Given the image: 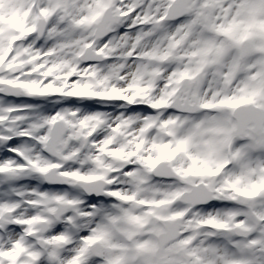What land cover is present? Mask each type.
<instances>
[{
    "label": "snow or ice",
    "instance_id": "1",
    "mask_svg": "<svg viewBox=\"0 0 264 264\" xmlns=\"http://www.w3.org/2000/svg\"><path fill=\"white\" fill-rule=\"evenodd\" d=\"M0 264H264V0H0Z\"/></svg>",
    "mask_w": 264,
    "mask_h": 264
}]
</instances>
